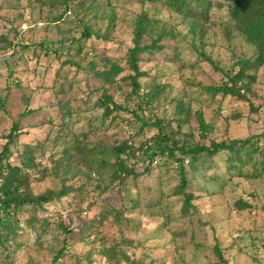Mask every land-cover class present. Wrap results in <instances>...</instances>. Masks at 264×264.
Returning <instances> with one entry per match:
<instances>
[{
	"label": "rangeland",
	"instance_id": "obj_1",
	"mask_svg": "<svg viewBox=\"0 0 264 264\" xmlns=\"http://www.w3.org/2000/svg\"><path fill=\"white\" fill-rule=\"evenodd\" d=\"M61 1L0 0V150L19 121L9 161L20 164L21 150L35 148L36 166L29 169L33 192L71 188L37 212L30 206L20 210L18 228L0 244V264H128L125 258L109 259L104 249L112 246L140 264H222L215 246L227 264H264V174L252 175L260 167L256 160L264 158V65L243 98L213 96L204 89L228 81L238 69L237 59L254 50L234 27L230 0H210L203 35L163 1L67 0V8ZM141 13L153 19L154 28L141 44L160 33V48L139 54L144 74L136 94L127 52ZM84 25L91 30L87 38L81 37ZM24 42L31 45L22 47ZM112 63L123 70L109 85L95 71ZM158 85L161 93L146 102L144 91ZM105 91L120 105L112 124L97 104ZM180 100L192 108L188 118L175 111ZM195 111L212 128L205 137ZM155 120L179 144L253 138L261 151L232 166L223 152H201L195 166L186 157L185 192L193 195L187 212L182 211L184 194H174L181 181L177 163L165 153L148 171L139 161L113 180L112 169L82 163L75 174L38 179L64 147L75 145L71 133L99 150L101 142L116 139L139 146L157 133ZM241 200L250 206L239 208Z\"/></svg>",
	"mask_w": 264,
	"mask_h": 264
},
{
	"label": "trees",
	"instance_id": "obj_2",
	"mask_svg": "<svg viewBox=\"0 0 264 264\" xmlns=\"http://www.w3.org/2000/svg\"><path fill=\"white\" fill-rule=\"evenodd\" d=\"M43 1V0H36ZM49 4L54 5L59 3V0H47ZM94 0L84 2L81 4L93 3ZM140 3L145 2H157L163 1L169 8L179 14L184 20H188L191 24V28L194 32H199L203 35V28L205 23L209 19L208 9L210 7V0H137ZM67 8L68 1H61ZM229 16L234 23V27L243 36L245 42L253 47V53L249 56L239 57L235 63L238 67L237 71L229 77L228 81L221 82L217 85H206L204 89L207 93L216 96L232 95L243 98L245 91H250L253 84L256 81V71L264 65V0H230L228 4ZM62 13L59 14L56 19H60ZM153 19H150L146 13H141L135 21L133 30V46L128 49L127 61L130 69L134 72L130 75V81L132 84V92L137 94L140 89V83L137 81L138 77L144 73L140 71L137 60L140 53L150 49H159L157 41L160 38V33H157L155 38H151V43L141 44L142 38L147 34L153 32ZM91 30L88 26L84 25L81 32V37H89ZM2 41H6V37H2ZM74 41V36L72 37ZM9 47L13 46V42L8 43ZM28 47L31 43H23ZM42 48L43 42H39ZM4 47V46H3ZM7 47V46H5ZM4 47V48H5ZM44 49H47L45 47ZM207 60L211 62V59L207 57ZM122 67L112 63L108 69L97 70L95 74L105 83L113 84L116 82V76L122 71ZM160 85L154 89L145 90L143 97H146V102L154 99L161 93L159 89ZM98 106L102 107L105 117H110V122L115 120L113 112L119 109L120 105L116 103L113 96L106 91L103 92L102 97L97 101ZM4 100L0 99V108H3ZM176 113L184 114L185 118H188L193 112L189 104H186L183 100H180L175 108ZM64 114L69 113L67 109L63 111ZM25 112L20 113L24 115ZM198 121V127L200 133L205 137L210 131L211 126L205 122L202 114L195 111ZM141 119L142 116H137ZM178 119V118H177ZM176 119V120H177ZM179 120V119H178ZM154 125L157 126L158 131L154 134L150 141H144L139 146H135L131 140H118L114 143L107 144L102 143L98 149L96 144L90 145L88 141L77 138L74 134L70 136L74 139L75 145L73 147H64L61 150L59 158L55 159L54 165L50 171H43L42 179L45 174L54 175H67L75 174L79 168L80 163L89 169L94 167L110 168L113 177L121 176L122 174H128L131 172V165L139 161L145 164L144 170L148 171L151 168L153 161L158 154L168 155L172 161L177 163L178 173L180 175V183L175 187L174 194H184V203L182 207L183 212L189 211L192 207L191 200L193 195L185 192L186 178H185V159L188 158V163L191 166H195V162L198 160V155L204 152L206 156H213L218 152H223L226 161L230 164L233 161L246 162L253 159L255 154H258L261 149L258 144V140L253 138L245 139H230L228 141H215L211 140L210 145H194L187 146L186 143L179 144L176 140L174 133H166L160 120H155ZM19 121H14L8 134L5 135L6 141L2 145L0 150V244L6 242L10 235L15 232L19 226V212L25 206L32 207V210L37 212L42 209L44 204L53 200L59 199L66 194L67 190L62 188L58 191L52 189H46L42 193L35 194L31 188L33 176L29 172V169L36 166L35 163V148L31 145H26L20 155V164H13L9 161L12 151L11 145L16 144V139L19 133ZM96 132L98 128H95ZM68 133H65L67 135ZM68 136V135H67ZM84 136V134H83ZM95 156H101L100 159H95ZM109 158L112 160L110 161ZM131 164V165H130ZM260 167H255L254 177H261L264 174V158L255 162ZM231 165V164H230ZM229 165V166H230ZM232 166V165H231ZM76 189H81L78 186ZM239 208H247L250 205L244 201H238ZM60 226L67 231V227ZM109 259H116L117 261L125 258L128 260V264H140L138 260L129 259V257L122 251H117L115 246L104 249ZM59 251L55 255L57 261L61 257ZM215 252L219 256L222 264H227V260L222 256L220 250L215 246ZM118 253L120 256L118 257ZM119 259H118V258Z\"/></svg>",
	"mask_w": 264,
	"mask_h": 264
}]
</instances>
